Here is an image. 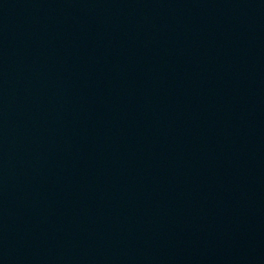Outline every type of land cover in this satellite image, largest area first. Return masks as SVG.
<instances>
[{
  "label": "water",
  "instance_id": "water-1",
  "mask_svg": "<svg viewBox=\"0 0 264 264\" xmlns=\"http://www.w3.org/2000/svg\"><path fill=\"white\" fill-rule=\"evenodd\" d=\"M133 0H0V264H106Z\"/></svg>",
  "mask_w": 264,
  "mask_h": 264
}]
</instances>
